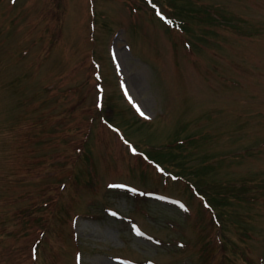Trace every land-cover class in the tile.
<instances>
[{
  "label": "rangeland",
  "instance_id": "374dc122",
  "mask_svg": "<svg viewBox=\"0 0 264 264\" xmlns=\"http://www.w3.org/2000/svg\"><path fill=\"white\" fill-rule=\"evenodd\" d=\"M0 264H264V0H0Z\"/></svg>",
  "mask_w": 264,
  "mask_h": 264
},
{
  "label": "snow or ice",
  "instance_id": "6c2138e0",
  "mask_svg": "<svg viewBox=\"0 0 264 264\" xmlns=\"http://www.w3.org/2000/svg\"><path fill=\"white\" fill-rule=\"evenodd\" d=\"M126 94H127V93H126ZM137 110H138V111H140V109H139V108H137ZM140 114H141V115H144V113H143V112H141Z\"/></svg>",
  "mask_w": 264,
  "mask_h": 264
}]
</instances>
